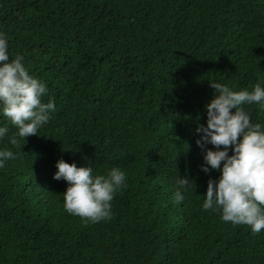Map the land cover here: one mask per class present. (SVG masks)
Returning a JSON list of instances; mask_svg holds the SVG:
<instances>
[{
	"label": "trees",
	"instance_id": "16d2710c",
	"mask_svg": "<svg viewBox=\"0 0 264 264\" xmlns=\"http://www.w3.org/2000/svg\"><path fill=\"white\" fill-rule=\"evenodd\" d=\"M0 32L56 105L21 147L0 140L18 152L0 168V264H264V229L202 209L219 171L196 143L210 80L264 83V0H0ZM61 158L126 172L110 219L64 210ZM178 175L194 183L174 204Z\"/></svg>",
	"mask_w": 264,
	"mask_h": 264
},
{
	"label": "clouds",
	"instance_id": "9594fccd",
	"mask_svg": "<svg viewBox=\"0 0 264 264\" xmlns=\"http://www.w3.org/2000/svg\"><path fill=\"white\" fill-rule=\"evenodd\" d=\"M215 92L205 105L206 124H198L196 140L204 152L205 173L215 169L219 176L209 178L201 207L217 211L220 219L233 225H248L252 233L264 229V123L254 122L247 105L264 109V83L236 90L225 83L210 80ZM48 95L44 80L31 74L23 57H10L9 43L0 32V117L7 120L15 132L9 135L8 126H0V140L7 137L13 147L38 131L50 120L56 105ZM234 109V111H232ZM231 146V154L229 147ZM18 152L0 148V168L6 161L16 159ZM53 179L67 182L63 192V208L84 223H97L111 218L112 201L116 193L127 187L126 172L118 166L97 173L91 165L77 166L64 159L56 162ZM194 182L187 176H176L173 203L185 201Z\"/></svg>",
	"mask_w": 264,
	"mask_h": 264
}]
</instances>
